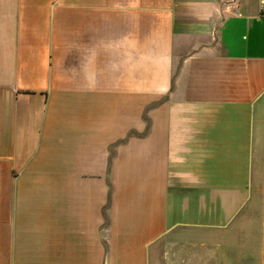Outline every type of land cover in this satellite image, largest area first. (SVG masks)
<instances>
[{
    "label": "crops",
    "instance_id": "crops-1",
    "mask_svg": "<svg viewBox=\"0 0 264 264\" xmlns=\"http://www.w3.org/2000/svg\"><path fill=\"white\" fill-rule=\"evenodd\" d=\"M259 2L0 0V264H247Z\"/></svg>",
    "mask_w": 264,
    "mask_h": 264
},
{
    "label": "rangeland",
    "instance_id": "rangeland-1",
    "mask_svg": "<svg viewBox=\"0 0 264 264\" xmlns=\"http://www.w3.org/2000/svg\"><path fill=\"white\" fill-rule=\"evenodd\" d=\"M262 243L258 246V244L254 241H251L249 244V256L247 260V264H264V224L262 228ZM252 232V230H251ZM225 261L228 264H245L237 261V257H235L232 260H227Z\"/></svg>",
    "mask_w": 264,
    "mask_h": 264
},
{
    "label": "built area",
    "instance_id": "built-area-1",
    "mask_svg": "<svg viewBox=\"0 0 264 264\" xmlns=\"http://www.w3.org/2000/svg\"><path fill=\"white\" fill-rule=\"evenodd\" d=\"M259 10L264 13V2L262 0L259 2Z\"/></svg>",
    "mask_w": 264,
    "mask_h": 264
}]
</instances>
